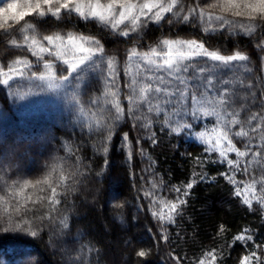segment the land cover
<instances>
[{"label":"snow or ice","instance_id":"snow-or-ice-1","mask_svg":"<svg viewBox=\"0 0 264 264\" xmlns=\"http://www.w3.org/2000/svg\"><path fill=\"white\" fill-rule=\"evenodd\" d=\"M0 4L4 5L0 7V33L12 37L7 45L24 49L35 58L33 61L24 55L8 61L6 66L0 63V85L11 87L10 82L27 79L39 81L41 91L63 93L91 141V156L87 154V142L81 141L76 147L65 143V152L74 158L72 165L53 163L41 179L13 181L7 185L8 196L16 200V220L9 217L7 223H14L16 230L31 237L39 236L46 228L53 235L63 234L69 225L61 206L77 190L81 178L91 171L92 157H103V164L107 166L114 130L125 120H130L133 128L144 129V139L157 144L156 133L151 131L156 122L153 114L157 120L163 115L164 119L159 121L161 131L167 129L169 134L193 128L190 122L181 123L184 116L190 115L192 119L201 115L215 117L211 129L192 135L206 145L204 153H218L219 162L227 165L218 175L234 186L233 196L241 197V203L250 211L253 201L264 208V80L257 77L255 81L245 82L243 76L250 75L253 69L249 67L250 56L240 50L239 40L235 41L236 49L227 55L223 54L226 48L213 49L203 36L162 37L147 50H143L144 45L140 43L141 35L150 26L163 27L167 21L169 28L192 24L200 26L204 33L223 36L227 32L225 39L229 41L232 37H247L253 40L256 50L264 52V0H212L205 6H201L203 0H192L187 5L184 0H11L7 3L0 0ZM48 17L57 22L76 17L86 26L95 22L99 30L94 35L74 30L41 34L37 25L28 19ZM258 30L259 35H256ZM105 32H111L117 39L132 40L123 65L117 55L107 53L103 42ZM260 59L264 71V56ZM90 77L100 87L98 94L88 99L86 108L80 89L81 85L87 87ZM240 90L245 93L243 97L239 96ZM123 101H127L126 107ZM236 104L239 109L234 107ZM249 106L257 111H252L242 122L239 112L249 111ZM234 139L243 144L244 150L237 147ZM120 141L121 151H126L127 159L131 160L133 150L129 132H123ZM135 143L140 145V138ZM230 153H235V159L229 158ZM138 154L149 159L150 166L155 165L143 147L138 149ZM192 159L194 169L189 181L172 185L170 189L176 193L174 200L165 201L156 192L164 181L158 184L153 180L151 188L143 190V196L150 198L151 216L159 223V238L165 241L168 240L166 226L174 224L176 217L182 215L194 186L216 179L195 171L196 166L203 169L208 161L217 162L210 155ZM237 174L248 176L250 180H237ZM30 188L38 189L35 198L27 191ZM3 199L5 197L0 196V200ZM157 205H160L159 210ZM113 207L118 218L124 204L116 202ZM225 231L226 226L221 224L218 234ZM237 241L246 251L238 264H253L254 261L264 264L261 255L264 245L256 244L248 250V242L253 241L248 227L234 236L233 242ZM84 247L88 246H82L81 251ZM88 250L94 251L91 247ZM136 255L143 258L149 252L140 249ZM169 256L176 264H181L182 257L174 253ZM79 259V256H70L69 264H78ZM190 264H222V259L217 249L212 248L202 251Z\"/></svg>","mask_w":264,"mask_h":264},{"label":"trees","instance_id":"trees-1","mask_svg":"<svg viewBox=\"0 0 264 264\" xmlns=\"http://www.w3.org/2000/svg\"><path fill=\"white\" fill-rule=\"evenodd\" d=\"M211 2L203 0L201 6ZM184 3L191 4L192 0H184ZM28 19L37 25L41 34L74 30L94 35L99 30L95 22L86 26L76 17L63 22L51 17ZM14 35L20 38L18 34ZM227 35V32L223 36L204 33L200 26L193 27L192 24L169 28L165 21L163 27L150 26L141 35L140 43L144 45L143 50H147L149 45L162 37L187 39L203 36L213 49L218 46L226 48L223 54L227 55L236 49L235 41L239 40L240 50L250 56L249 67L253 69L250 75L243 76L245 82L248 79L255 81L257 77L264 80L260 59L264 52L256 50L250 38L232 37L229 41L225 39ZM256 35H259V30ZM104 36L107 53L117 55L123 65L126 49L132 46V40L123 37L117 39L111 32H105ZM11 38L0 33V63L6 66L8 61L24 55L35 60L26 50L9 47L7 40ZM10 83L11 87L0 85V176H3L0 196L5 197L0 200V264H69L70 256H79L78 264H176L169 253L182 257L181 264H190L202 251L212 248H216L221 255L222 264H238L246 251L239 246L240 242L234 243L233 238L243 227H248L253 235V241L248 242V250L255 248L256 244L264 245V208L253 201L250 211L247 205L241 203V197L233 196L234 186L218 175L226 170L227 165L219 162L218 153H204L206 145L192 135L214 126L215 117L202 115L196 119L190 115L182 120L176 117L181 123H192L193 128L169 134L167 129L161 131L159 121L164 119L163 115L157 120L153 114L156 122L151 131L156 133L158 141L155 145L144 139V129L133 128L130 120L121 121L113 133L107 166L103 164V157H92L91 171L81 178L77 190L61 206L62 214L68 216L69 225L63 234L53 235L46 228L39 236L31 237L16 230L14 223H7L9 217L16 220V200L8 196L7 185L13 181L22 183L24 180L41 179L53 163L72 165L74 158L65 152V143L76 147L85 141L89 144L87 154L91 156V141L87 129L81 128V121L74 115L63 93L41 91L38 87L40 82L34 80L18 78ZM123 83L122 78V87ZM99 87L91 77L87 87L81 85V99L86 108L88 99L98 94ZM244 95L240 90L239 96ZM240 103L246 102L240 100ZM123 105L126 107L127 101H123ZM234 107L239 109V104ZM252 111L257 109L249 106V111L240 110L241 121H246ZM126 131L132 141L131 160L127 159L126 151H121L120 137ZM137 138L141 140L140 145L135 143ZM234 142L237 141L234 139ZM140 147L147 150L155 165L150 166V160L138 154ZM237 147L244 150L242 143L237 142ZM205 155H210L217 162L208 161L203 169L196 166L195 171L216 179L194 186L187 198V205L183 206L182 215L176 217L174 224L166 226L168 240L160 239L159 223L151 216L150 198L143 196V190L150 189L153 180L158 184L164 181L156 192L165 201L174 200L176 193L170 190L172 185L186 184L194 169L192 158ZM61 157L64 159L60 160ZM229 158L235 159V153H230ZM68 170L71 171V167ZM236 179L248 182L250 177L237 174ZM27 191L34 194L33 198L39 194L38 189L30 188ZM116 202L124 204L118 218L117 210L113 207ZM159 208L160 205H157V210ZM221 224L226 226L227 231L218 234ZM84 245L88 247L81 251ZM89 247L94 251L89 252ZM140 249L147 250L149 255L137 257L136 252ZM261 255L264 257V253Z\"/></svg>","mask_w":264,"mask_h":264},{"label":"rangeland","instance_id":"rangeland-1","mask_svg":"<svg viewBox=\"0 0 264 264\" xmlns=\"http://www.w3.org/2000/svg\"><path fill=\"white\" fill-rule=\"evenodd\" d=\"M7 2H11V0H5V3ZM4 5L3 4H0V7H3Z\"/></svg>","mask_w":264,"mask_h":264}]
</instances>
